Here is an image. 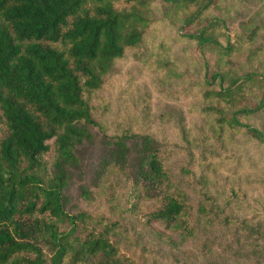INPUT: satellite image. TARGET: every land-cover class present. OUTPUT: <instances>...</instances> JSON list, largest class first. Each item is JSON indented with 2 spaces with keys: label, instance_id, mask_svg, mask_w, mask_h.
Listing matches in <instances>:
<instances>
[{
  "label": "trees",
  "instance_id": "16d2710c",
  "mask_svg": "<svg viewBox=\"0 0 264 264\" xmlns=\"http://www.w3.org/2000/svg\"><path fill=\"white\" fill-rule=\"evenodd\" d=\"M165 1L200 55V93L214 100L201 114L264 149V131L240 119L264 111V93L236 106L246 87L264 84L260 62L239 74L209 61L208 48L232 51L215 34L219 18L188 31L219 0ZM151 2L0 0V264H161L141 230L168 246L154 222L180 235L188 264H264V208L244 211L235 186L224 199L212 193L186 138L107 133L96 116L115 60L139 47L155 21ZM255 10L250 39L264 32ZM93 146L100 150L87 158L82 150ZM74 189L94 203L81 205Z\"/></svg>",
  "mask_w": 264,
  "mask_h": 264
},
{
  "label": "rangeland",
  "instance_id": "374dc122",
  "mask_svg": "<svg viewBox=\"0 0 264 264\" xmlns=\"http://www.w3.org/2000/svg\"><path fill=\"white\" fill-rule=\"evenodd\" d=\"M151 1V17L155 21L139 47L128 49L123 57L115 60L95 100L99 105L96 116L107 133L116 134L130 128L160 140L184 141L186 138L197 175L205 177L212 193L224 199L230 195V186H235L248 203L244 211L261 210L264 208V149L244 130L222 133L213 125L211 117L201 114L202 106L214 104V100H205L200 93L203 84L196 44L179 29L180 20L168 10L165 0ZM262 3L264 0H219L189 27L191 32L209 19L223 21L215 34L223 45L230 41L231 53L227 56L216 48L205 50L206 57L216 68L227 67L240 74L247 64L255 67L259 61V71L264 72V32L252 39L248 37L255 9H259L260 16L262 13L264 22ZM254 48L259 49L258 56L251 60L249 53ZM263 93L264 84L256 81L244 89L236 106L252 102ZM215 102L220 107H229L223 101ZM240 119L264 131V111ZM181 128H184L183 135H180ZM99 150L98 146H93L82 152L92 158ZM195 191H190L193 198ZM73 193L81 205L90 207L94 203L81 201L75 189ZM242 210L243 207H239L234 212L240 214ZM131 216L139 222L138 215ZM149 228L170 240L168 246L161 245L156 241V233L141 228L147 245L156 248L152 253L161 264H188L186 256L178 253L180 247L176 244L180 235L175 230L166 229L161 222L151 223ZM175 253L182 262L176 263Z\"/></svg>",
  "mask_w": 264,
  "mask_h": 264
}]
</instances>
